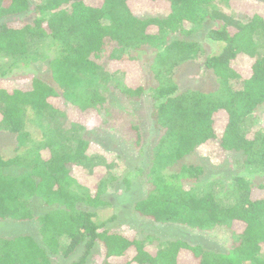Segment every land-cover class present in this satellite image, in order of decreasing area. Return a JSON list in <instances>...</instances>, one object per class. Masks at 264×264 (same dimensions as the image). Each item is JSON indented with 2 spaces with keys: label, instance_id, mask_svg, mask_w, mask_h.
<instances>
[{
  "label": "trees",
  "instance_id": "1",
  "mask_svg": "<svg viewBox=\"0 0 264 264\" xmlns=\"http://www.w3.org/2000/svg\"><path fill=\"white\" fill-rule=\"evenodd\" d=\"M217 1L228 0H0V132L16 145L13 157L0 155V222L34 232L0 237V264H55L78 252L71 264H264V7L244 22L206 27ZM140 53L150 55L145 66ZM188 62L215 78L212 92L179 89L174 77ZM16 68L31 71L9 88ZM116 97L134 113L149 109V125L138 110L130 126L137 165L129 171L121 154L119 166L104 163L85 137L72 144L64 127L50 126L67 118L84 130L79 116L99 120ZM200 150L234 160L235 175L205 184L199 166L170 172ZM121 168L125 191L144 180L137 215L197 232L226 228L229 248L140 238L113 226V216L101 221L97 210ZM33 200L44 212L34 215Z\"/></svg>",
  "mask_w": 264,
  "mask_h": 264
},
{
  "label": "rangeland",
  "instance_id": "2",
  "mask_svg": "<svg viewBox=\"0 0 264 264\" xmlns=\"http://www.w3.org/2000/svg\"><path fill=\"white\" fill-rule=\"evenodd\" d=\"M263 7L264 0H228L227 2L217 1L214 3L213 8L209 11L213 17H216L215 22L205 23L204 25L206 27H218V22H228L230 25L240 23L242 21L244 22L249 14L259 12ZM145 16L146 14H143L140 17ZM23 18L25 20L27 19L26 17ZM206 49L208 52L210 49L209 46ZM133 55L136 56L135 54ZM149 56V54L144 55L140 53L136 58L139 59L142 66H145V61L146 59H149ZM94 59L104 67V59H102L101 56L99 59ZM4 64L6 65V62H4ZM239 64L242 67L246 65L247 62L244 58H240ZM30 71L31 69L29 68H16L8 77V83L6 82L4 84L10 88L17 85L15 83H23L20 82V79H22L23 76ZM112 80L116 83L119 81V76L113 78ZM174 82L178 84L179 89L182 91L198 90L202 92H212L217 87L215 78L209 76L201 68L200 62H188L181 66L175 74ZM110 105H113V108L109 109V112L106 114H104V111H102L99 120L91 116L87 118L84 116H79L81 123L84 122L83 124L86 126L84 130H80L79 128L71 125L67 118L62 120L63 122H60L58 119L56 124L52 125L51 123L50 126L51 128L57 127L58 125L64 127L62 128V134L66 140L72 141V144L75 143V138L77 139V137H85V139L91 142L93 145L92 152H94V154L92 157L95 159L97 156L101 157L103 158L104 163V160H106L107 164L114 163L119 166L122 164V162L118 160L119 155L121 154L120 158H122L126 164H129V171L130 169H133L132 166L135 167V165H137L135 155V150H137V148H133L132 145L134 143H132L133 138L130 132V126L136 123L137 120L135 118V113H137L138 110L142 115V117L140 116L142 124H148L147 114L149 109L147 107L142 108L138 105V108L136 109L137 111L134 113L133 103L128 101L126 102V105H122L120 104L117 97L110 102ZM64 110L68 109L65 108ZM77 115V112H72V114L69 113L68 117L72 118V120H78ZM260 115L264 117V113L261 111ZM30 117H33V115H30ZM92 120H95L93 124ZM35 124L36 123L34 122H28L27 128L32 133L33 138L41 139L42 131L38 129ZM44 124L48 125L49 121H45ZM263 126L264 125H261V127ZM147 145L148 143L146 142L143 148L144 152ZM15 148L16 145L14 137L0 132V155L5 159H9L14 156ZM108 152H110V154H107ZM131 158L132 160L130 161L129 159ZM181 165H193L201 167L203 169L204 178L206 179L205 184L210 181H224L235 175L237 170V164L234 162V160L228 158L222 161L219 159V157H214L203 150L196 151V153L186 156L184 159L179 161L176 166L170 170V172H177ZM125 171L126 170H123L122 168L119 170L120 174L118 176L117 182L112 188H108L107 193L104 196V199L108 204L105 207L97 210V214L99 215V219L101 221L113 216L116 218L115 221L111 223L113 226L129 225L132 229L139 233L140 238L154 236L158 238L160 242L181 239L187 241L190 244L199 245L205 249L217 253H223L229 248V245L232 242L230 233L231 231L226 228H217L209 232H197L180 225H157L137 215L134 212L132 206L146 193L145 184L143 183L144 180L141 182L136 180V182L132 184V188L128 191H125V187L121 182L122 175ZM77 172L75 174H78ZM103 174L104 173L101 172L100 175H95V179L99 180ZM117 190L123 192L118 193ZM30 207L34 212V215L44 212L41 208L40 202L37 200H33L30 204ZM27 232L34 233L31 229V225L29 224L15 223L11 221L0 222V237L13 238L19 234H24ZM79 255L80 253L78 252L69 260L64 261L59 258L54 259V262L55 264H71L76 262Z\"/></svg>",
  "mask_w": 264,
  "mask_h": 264
}]
</instances>
